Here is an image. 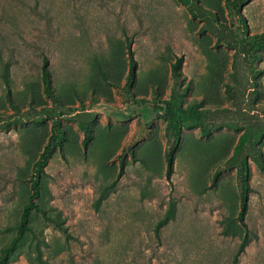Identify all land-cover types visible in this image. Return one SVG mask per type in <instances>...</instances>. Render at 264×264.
<instances>
[{
  "label": "rangeland",
  "instance_id": "1",
  "mask_svg": "<svg viewBox=\"0 0 264 264\" xmlns=\"http://www.w3.org/2000/svg\"><path fill=\"white\" fill-rule=\"evenodd\" d=\"M191 3L0 0L3 264H264V0Z\"/></svg>",
  "mask_w": 264,
  "mask_h": 264
},
{
  "label": "trees",
  "instance_id": "2",
  "mask_svg": "<svg viewBox=\"0 0 264 264\" xmlns=\"http://www.w3.org/2000/svg\"><path fill=\"white\" fill-rule=\"evenodd\" d=\"M180 1H182L186 5H191L192 4L191 0H180ZM262 37H263V40H264V31L262 33ZM174 66H175L174 69H176L177 63H175ZM43 72H44L45 75H47V70H46L45 67H43ZM130 75H132V71H131ZM45 85H46L47 90H49V82L46 79V77H45ZM48 151H49V149H48V147H46L45 151L42 153V156L40 158L41 160H44V161L46 160L47 155H48ZM259 165H260L261 170L264 172V165L262 163H260ZM170 168H171V158H169V161H168L167 173H169ZM242 204L244 206V201L242 202ZM33 205H34V207L37 210H39L40 212H43V210L37 204L33 203ZM171 206L172 205L168 206V209L166 210L164 216L158 221V224L156 226V230L157 231H159L161 227L165 226L170 221V219L172 218L173 214L171 213V208H172ZM241 214H242V211H241V213L239 215L240 219H242V215ZM43 215L46 217L45 213H43ZM25 221H26V217L23 215L22 218H21V225H22L23 228H28V226L26 225ZM60 227H62V226H60ZM64 233H65V235L67 234L66 231H64ZM157 235L159 236V232H157ZM249 241H250L249 236H248L247 233H245L242 236V238H241V240H240L235 252L232 254L231 264H239L240 256L244 252V250H245L246 246L248 245ZM6 253H7V251H5L4 255H6ZM3 260H5V258L3 259V257L0 256V264H3V262H2Z\"/></svg>",
  "mask_w": 264,
  "mask_h": 264
}]
</instances>
